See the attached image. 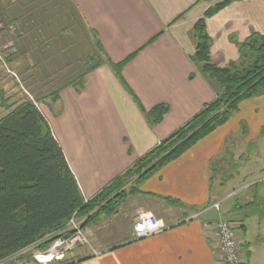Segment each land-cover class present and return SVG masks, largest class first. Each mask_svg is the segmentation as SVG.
<instances>
[{
  "label": "crops",
  "instance_id": "crops-1",
  "mask_svg": "<svg viewBox=\"0 0 264 264\" xmlns=\"http://www.w3.org/2000/svg\"><path fill=\"white\" fill-rule=\"evenodd\" d=\"M66 1L79 13L86 29L97 34L112 63L136 53L123 68L122 78L143 109L148 111L158 104L169 107L163 121L150 127L132 95L106 62L86 75L80 93L71 87L63 88L56 102L45 105L43 116L83 198L88 200L204 104L213 101V90L190 60L195 51L190 32L204 11L222 0ZM253 1L233 3L207 19L206 32L211 39L214 64L225 66L237 61L236 43L244 42L254 32L264 33V0ZM234 34L236 40L231 38ZM261 98L242 102L238 114L159 175L143 182L140 191L144 194L129 198V211L123 212L127 215L123 217L124 235L112 242H102L101 255L88 256L79 249L62 264H222L213 232L219 218L236 225L242 264H258L248 255L250 239L255 237L264 246V234L250 223L256 221L257 226L264 214L258 212V196L255 194L253 201L240 198L229 203L236 191L225 194L222 179L216 177L213 182L210 165L223 154L225 130L231 121L238 122L244 115L241 111ZM238 143L242 144L240 138ZM160 197L176 199L181 205L167 206ZM215 203L219 204L218 212L212 208ZM139 211L153 213L167 229L133 240L131 220ZM119 214L118 209L114 216ZM259 264H264V256Z\"/></svg>",
  "mask_w": 264,
  "mask_h": 264
},
{
  "label": "trees",
  "instance_id": "trees-1",
  "mask_svg": "<svg viewBox=\"0 0 264 264\" xmlns=\"http://www.w3.org/2000/svg\"><path fill=\"white\" fill-rule=\"evenodd\" d=\"M204 1L210 0H198L197 3ZM234 1L222 0L208 7L190 32L195 50L190 60L199 67L213 90V101L204 104L188 121L88 200L83 198L61 147L35 103H43L47 97L56 102L60 90L66 87L80 93L86 75L106 62L132 95L147 124L154 127L169 112L168 105L158 104L145 111L122 78L123 68L136 53L119 63H112L99 44L97 34L86 29L95 39L94 43L87 41L93 49L89 55L92 65L80 75L46 93L45 97L32 91L34 100L25 99L16 105H7V100L1 97V107L6 114L0 118V262L47 235L61 231L73 215L85 217L92 211L86 217L85 229L95 224L100 216L114 213L128 196L144 194L140 191L143 182L159 175L166 166L223 126L237 112L242 101L264 92V38L260 34L254 32L244 42L236 43L237 61L218 66L211 59L206 21ZM65 8L75 15V27L79 20L83 24L72 5ZM65 20L70 23L73 19L65 16ZM64 28L69 32L68 25ZM159 199L167 206L181 205L173 198Z\"/></svg>",
  "mask_w": 264,
  "mask_h": 264
},
{
  "label": "rangeland",
  "instance_id": "rangeland-1",
  "mask_svg": "<svg viewBox=\"0 0 264 264\" xmlns=\"http://www.w3.org/2000/svg\"><path fill=\"white\" fill-rule=\"evenodd\" d=\"M245 1L247 0H236L231 4ZM250 1L254 3L253 0ZM68 4L66 0H0V118L6 114L1 107V97L7 100V105H16L25 99L34 100L32 91L40 97H45L46 93L72 80L92 65L89 55L93 53V49H90L87 41L94 43L95 39L85 26L79 23L80 20L77 22L79 25H73L76 17L70 10H66L65 6ZM65 16L73 20L67 23ZM67 25L71 33L64 28ZM255 33L264 38V33ZM235 36L236 34L231 35V38L236 40ZM259 96L262 98L251 101L248 107L241 111L243 117L238 118L236 123L231 121L225 130L227 137L222 145L223 154L212 162L210 171L213 173L214 183L216 177L222 179L225 194L236 191V194L230 196L229 203L240 198L253 201L257 194L258 212L264 213V92ZM253 98L255 97L250 99ZM52 103L51 98L47 97L43 103L35 104L44 115L45 105ZM240 104L233 115L238 114ZM57 109L56 105L55 110ZM239 138L242 144L238 143ZM245 184L250 186L240 189ZM131 197L133 196L125 198L114 213L100 216L95 224L87 226L86 230L83 229L90 245L99 252L98 256L103 253L100 250L102 242H112L124 235L126 226L124 227L123 217L127 215L123 212L129 211L131 200L128 199ZM118 209L120 214L115 217ZM141 213H150L156 218L151 212L139 211L131 220L132 226ZM88 216L82 217L83 228ZM250 223L258 232L264 234V214L257 226L256 221ZM58 233L47 235L22 249L21 257L31 255L36 246L44 249ZM90 235L94 236L93 241L89 238ZM45 242L48 243L45 245ZM260 243L255 237L250 239L251 254H248L258 264L264 256V246ZM77 250L79 249L68 253L66 257ZM81 250L90 256L89 249Z\"/></svg>",
  "mask_w": 264,
  "mask_h": 264
},
{
  "label": "built area",
  "instance_id": "built-area-1",
  "mask_svg": "<svg viewBox=\"0 0 264 264\" xmlns=\"http://www.w3.org/2000/svg\"><path fill=\"white\" fill-rule=\"evenodd\" d=\"M217 212L219 204L212 205ZM199 214L194 217H198ZM84 218L73 215L65 227L59 231L48 246L39 249L36 246L31 255L21 257L16 254L13 257L0 262V264H62L68 253L81 248L90 250V256H98L99 252L93 249L83 231ZM214 241L217 246L218 259L222 264H242L240 247L237 243L236 225L219 218L213 225ZM167 229L162 220L155 218L150 213H141L132 226V239L142 240L156 235ZM38 248V249H37ZM37 249V250H36Z\"/></svg>",
  "mask_w": 264,
  "mask_h": 264
}]
</instances>
